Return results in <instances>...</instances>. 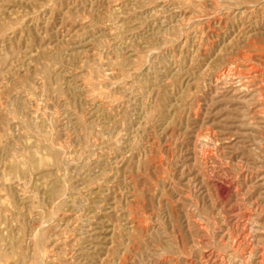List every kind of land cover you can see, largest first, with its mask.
Instances as JSON below:
<instances>
[{"label":"rangeland","instance_id":"obj_1","mask_svg":"<svg viewBox=\"0 0 264 264\" xmlns=\"http://www.w3.org/2000/svg\"><path fill=\"white\" fill-rule=\"evenodd\" d=\"M263 104L264 0H0V264H264Z\"/></svg>","mask_w":264,"mask_h":264},{"label":"bare ground","instance_id":"obj_2","mask_svg":"<svg viewBox=\"0 0 264 264\" xmlns=\"http://www.w3.org/2000/svg\"><path fill=\"white\" fill-rule=\"evenodd\" d=\"M108 1V0H107ZM243 2V1H242ZM237 3V2H236ZM253 5V4H252ZM231 7V6H230ZM253 7V6H252ZM116 9V8H115ZM250 10V9H249ZM248 10V11H249ZM247 11V12H248ZM251 11V10H250ZM253 11V10H252ZM251 11V12H252ZM237 15H238V18L239 19H242V18H244V16H245V7H244V5H242V3L241 2H239L238 3V8H237ZM253 15V14H252ZM250 16V15H249ZM248 16V17H249ZM236 17V16H235ZM250 23V22H249ZM247 24V23H246ZM249 26H247L246 28H248ZM263 28V27H262ZM254 29V28H253ZM108 30V29H107ZM254 31V30H253ZM243 32V31H242ZM246 32V31H245ZM251 32V31H250ZM263 32V31H262ZM208 35V34H207ZM246 35V34H245ZM243 36V35H242ZM252 36V35H251ZM248 37H249V35H248ZM245 38V37H244ZM246 39V38H245ZM210 40V39H209ZM209 49V48H208ZM217 49V48H216ZM190 64V63H189ZM189 66V65H188ZM258 71V70H257ZM229 73V72H228ZM251 73V72H250ZM253 73V72H252ZM259 73V72H258ZM232 75V74H231ZM230 75V76H231ZM250 75V74H249ZM229 79V78H228ZM241 80V79H240ZM245 81H247V80H245ZM226 83V82H225ZM239 84H241V83H239ZM245 85V84H244ZM243 85V86H244ZM238 86H240V85H238ZM218 88V87H217ZM250 89V88H249ZM232 90H234V89H232ZM236 90V89H235ZM242 90V89H241ZM241 90L239 91V92H241ZM246 90V89H245ZM247 90H248V86H247ZM243 91V90H242ZM235 92V91H234ZM237 92V91H236ZM238 93V92H237ZM254 93V92H253ZM252 93V94H253ZM216 95V94H215ZM229 98V97H228ZM250 102V101H249ZM264 105V104H263ZM104 107V106H103ZM11 108V107H10ZM100 109V108H99ZM145 110V109H144ZM13 114V113H12ZM119 117V116H118ZM197 134V133H196ZM213 138V137H212ZM219 138V137H218ZM198 142V141H197ZM202 145V144H201ZM194 156V155H193ZM201 156V155H200ZM200 159V158H199ZM33 166V165H32ZM155 166V165H154ZM212 168H213V165L211 166ZM61 178V177H60ZM17 183V182H16ZM220 187V186H219ZM231 187V186H230ZM230 191V190H229ZM93 209V208H92ZM90 222V221H89ZM132 222V221H131ZM135 224V223H134ZM256 232V231H255ZM238 242V241H237ZM240 247V246H239ZM259 251V250H258ZM246 253V252H245ZM253 254V253H252ZM214 258V257H213ZM241 258V257H240ZM249 258V257H248ZM50 259V258H49ZM229 259V258H228ZM252 259V258H251ZM48 260V259H47ZM213 260V259H212ZM223 260V259H222ZM210 262V261H209ZM236 262V261H235ZM2 263V262H1Z\"/></svg>","mask_w":264,"mask_h":264}]
</instances>
